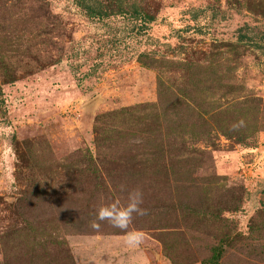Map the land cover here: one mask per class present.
Listing matches in <instances>:
<instances>
[{
	"label": "rangeland",
	"instance_id": "1",
	"mask_svg": "<svg viewBox=\"0 0 264 264\" xmlns=\"http://www.w3.org/2000/svg\"><path fill=\"white\" fill-rule=\"evenodd\" d=\"M133 1L0 0V264H264V0Z\"/></svg>",
	"mask_w": 264,
	"mask_h": 264
},
{
	"label": "clouds",
	"instance_id": "2",
	"mask_svg": "<svg viewBox=\"0 0 264 264\" xmlns=\"http://www.w3.org/2000/svg\"><path fill=\"white\" fill-rule=\"evenodd\" d=\"M244 126L241 119L230 126L231 131H239ZM121 191L125 190L124 185H120ZM143 191L137 187L128 191L127 202L122 203L120 199H115L110 203L101 204L95 212L94 219L89 222V227L93 231H99L104 222L111 227L125 233L126 243L132 248H139L145 239V234L140 230H129L134 216H144L147 209L142 207Z\"/></svg>",
	"mask_w": 264,
	"mask_h": 264
},
{
	"label": "trees",
	"instance_id": "3",
	"mask_svg": "<svg viewBox=\"0 0 264 264\" xmlns=\"http://www.w3.org/2000/svg\"><path fill=\"white\" fill-rule=\"evenodd\" d=\"M112 2L108 7H102L101 5L86 6V9L92 18H98L104 20L108 16L121 14L128 15L133 21H142L141 31L147 28V25L154 21L151 16L145 15L141 9H139L138 3L133 0H111Z\"/></svg>",
	"mask_w": 264,
	"mask_h": 264
}]
</instances>
